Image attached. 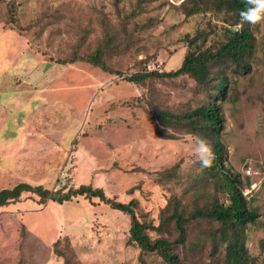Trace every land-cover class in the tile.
<instances>
[{
  "label": "rangeland",
  "instance_id": "obj_1",
  "mask_svg": "<svg viewBox=\"0 0 264 264\" xmlns=\"http://www.w3.org/2000/svg\"><path fill=\"white\" fill-rule=\"evenodd\" d=\"M195 1L208 10L188 14ZM218 2L0 0V190L91 184L135 200L152 239L178 237V210L188 217L186 238L173 247L181 263L217 264L236 232L196 212L229 201L221 188L227 173L259 213L237 231L253 264H264V25L253 31L250 68L223 70L230 80L216 100L224 118L220 170L202 168L194 155L197 137L209 142L208 132L156 115L181 116L206 103V88L190 75L126 79L154 65L177 69L203 28L215 29L206 44L219 48L232 17ZM109 36L116 47L101 54L106 69L64 61L91 54ZM198 44L206 47L202 38ZM130 227V214L98 197L42 202L24 192L0 206V264H168L131 241Z\"/></svg>",
  "mask_w": 264,
  "mask_h": 264
},
{
  "label": "trees",
  "instance_id": "obj_2",
  "mask_svg": "<svg viewBox=\"0 0 264 264\" xmlns=\"http://www.w3.org/2000/svg\"><path fill=\"white\" fill-rule=\"evenodd\" d=\"M218 3L220 9L226 10L224 12H228L232 17L231 20H228L230 26H225L224 28L226 38L220 43L219 48L213 50L211 48L213 44H206L209 35L214 33L215 29L203 28V30H198L189 40V49L185 53L182 64L177 69L169 71L164 70L162 72L154 69L146 72H138L126 78L129 81L140 83L152 76L170 78L190 75L195 78L204 89L206 88L208 94V101L206 103L193 108L181 116L180 114H174L169 111H160L156 115L162 122L169 124L174 123L175 118L181 123L180 119L184 118L185 121H183V124L185 126H189L193 129L199 128L200 130L208 132L211 137L209 143L212 144L215 152V159L208 168L216 171L222 169L224 155V148L218 138L224 126V118L216 100L219 96L226 97L228 94V82L230 80L223 70L230 66L234 67L236 72L250 68V63L246 57L254 49L255 37L253 31L257 30L256 28L259 26V23L250 25L246 22H241L239 13L247 6L246 0H219ZM220 9L219 11L221 12ZM200 10H208V5H202L195 1V6L187 10V12L188 14H192ZM12 13L13 15L10 21L15 22L14 10ZM260 24L264 25V22H260ZM200 38H202L203 44L206 45L205 48H202L201 44H198ZM115 47L113 37L109 36L108 41L91 54L86 56L75 55L64 59V61L67 63H74L79 60L89 61L106 69L107 65L101 54L102 52L113 50ZM221 65L223 66L220 68ZM224 177L225 181L221 188L227 192L229 201L227 203L217 202L216 207H212L207 211L199 210L196 213L202 217H211L221 221L223 224L230 225L236 232L235 237L231 239L230 236L225 233V236L230 239V243L226 245L227 252L225 259L222 263L217 264H253L254 260L251 258L242 238L239 237L237 230L248 223H254L259 213L255 208L252 209L248 206L246 196L242 188L238 186L239 178L233 177L227 173ZM24 192L37 194L42 202L52 199L62 203L78 195L98 197L112 208L130 214L131 241L138 243L144 251L159 253L168 264H182L179 254L173 247L176 242L185 240L188 217L178 210L173 212V217H175V223L179 230L178 237L175 240H170L166 237L152 239L147 232L148 224L141 221L136 214L135 208L137 202L135 200L122 202L110 198L105 194L103 188L93 187L91 184H81L79 187H70L68 190L64 191L63 188L52 190L44 187L42 184L33 185L28 182H19L12 188L0 190V206L18 200ZM65 263L76 264L69 258H67Z\"/></svg>",
  "mask_w": 264,
  "mask_h": 264
},
{
  "label": "clouds",
  "instance_id": "obj_3",
  "mask_svg": "<svg viewBox=\"0 0 264 264\" xmlns=\"http://www.w3.org/2000/svg\"><path fill=\"white\" fill-rule=\"evenodd\" d=\"M246 5L239 13L242 23L255 25L264 22V0H246ZM194 155L202 168L210 167L215 159L212 144L203 137H197L194 145Z\"/></svg>",
  "mask_w": 264,
  "mask_h": 264
},
{
  "label": "built area",
  "instance_id": "obj_4",
  "mask_svg": "<svg viewBox=\"0 0 264 264\" xmlns=\"http://www.w3.org/2000/svg\"><path fill=\"white\" fill-rule=\"evenodd\" d=\"M152 70L156 69L155 65L154 66H150Z\"/></svg>",
  "mask_w": 264,
  "mask_h": 264
}]
</instances>
